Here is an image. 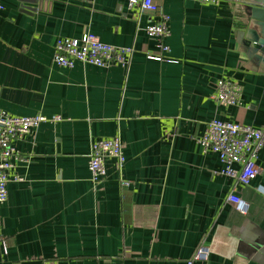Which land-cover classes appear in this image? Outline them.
<instances>
[{
  "label": "crops",
  "instance_id": "1",
  "mask_svg": "<svg viewBox=\"0 0 264 264\" xmlns=\"http://www.w3.org/2000/svg\"><path fill=\"white\" fill-rule=\"evenodd\" d=\"M169 14L166 59L145 31L153 14L127 0H0V106L16 116L61 115L16 147L23 158L0 206L8 253L0 264H264V145L258 174L228 201L235 181L200 138L219 118L264 126V67L239 43V0L219 5L156 0ZM88 32L133 46L131 64L53 62L60 37ZM239 83L242 100L222 105L216 82ZM119 136L125 162H105L93 181V140Z\"/></svg>",
  "mask_w": 264,
  "mask_h": 264
},
{
  "label": "built area",
  "instance_id": "2",
  "mask_svg": "<svg viewBox=\"0 0 264 264\" xmlns=\"http://www.w3.org/2000/svg\"><path fill=\"white\" fill-rule=\"evenodd\" d=\"M196 1L216 5L221 2V0ZM3 7L4 5L0 2V10ZM127 7L153 14L152 20L145 26V31L156 41L160 52L148 56L155 60H170L164 56L171 51V47L166 42L170 35L169 14L161 10L156 0H127ZM134 50L133 46L105 43L96 34L88 32L83 38H58L54 48L53 62L64 67H72L77 61L100 67L113 64L128 67ZM242 92L243 88L239 83L225 78L219 79L216 82L213 98L222 105H237L241 103ZM63 119L59 114L51 117L44 114L16 116L0 106V206L8 198V182L22 180V177L14 172L16 162L23 159L16 143L24 140L41 123H57ZM199 141L204 151H212L219 156L222 163L221 172L235 181L228 201L233 203L240 213L246 214L249 211V204L237 194V186L249 185L258 174L255 160L264 145V126L254 127L214 118L207 123ZM107 158H114L119 170L122 169L125 155L119 136L93 140L88 158V167L93 181H99L107 174L105 166ZM0 248L4 253H8V243L1 229ZM209 252V246L203 240L194 255L187 260V264H194L196 260H207Z\"/></svg>",
  "mask_w": 264,
  "mask_h": 264
},
{
  "label": "water",
  "instance_id": "3",
  "mask_svg": "<svg viewBox=\"0 0 264 264\" xmlns=\"http://www.w3.org/2000/svg\"><path fill=\"white\" fill-rule=\"evenodd\" d=\"M239 2L241 8L237 18L243 27L238 32L239 43L257 66L264 67V0Z\"/></svg>",
  "mask_w": 264,
  "mask_h": 264
}]
</instances>
